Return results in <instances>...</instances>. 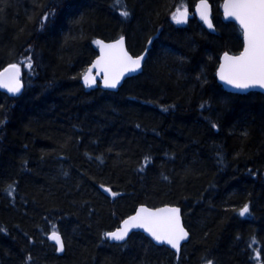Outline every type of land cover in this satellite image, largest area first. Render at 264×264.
<instances>
[{
  "label": "trees",
  "instance_id": "obj_1",
  "mask_svg": "<svg viewBox=\"0 0 264 264\" xmlns=\"http://www.w3.org/2000/svg\"><path fill=\"white\" fill-rule=\"evenodd\" d=\"M198 1L0 0V71L24 83L0 91V264H264V96L217 81L243 48L224 0H209L216 35L175 22ZM121 37L149 49L142 74L85 88L97 40ZM141 205L182 208L179 258L141 233L105 239Z\"/></svg>",
  "mask_w": 264,
  "mask_h": 264
},
{
  "label": "snow or ice",
  "instance_id": "obj_2",
  "mask_svg": "<svg viewBox=\"0 0 264 264\" xmlns=\"http://www.w3.org/2000/svg\"><path fill=\"white\" fill-rule=\"evenodd\" d=\"M231 2L234 4L235 11L228 14L235 16L243 27L245 48L239 57L225 56V60L231 62L234 71L232 75L225 76L222 70L220 78L237 89H248L256 84L264 87V0H231ZM186 13L187 10L180 16L173 15V19L177 24L185 23L187 18ZM120 14L125 18L129 16L127 10H122ZM201 18L208 24L209 28L212 27L211 22L206 16L202 15ZM44 19H47V14ZM117 44L122 45L123 39L121 38ZM109 47L115 48L117 45ZM141 60H143V56L133 59L122 48L115 57V62L121 64L123 69L132 72L139 69ZM28 61L27 67L31 68V57H28ZM113 62V60L105 62L104 70L106 75L104 84L108 88H115L119 83L120 75L123 74V71H121L120 75H116L109 80L107 70ZM100 63V61H97V64ZM11 69L16 73L19 71L18 66L15 64L11 65ZM84 82L89 87L95 83L94 80L89 82L88 74L84 75ZM0 86L8 87V91L13 93L20 91L18 80L15 82V86L4 85L2 82H0ZM141 213H146V215L138 214L132 217L131 221H125V224L130 225V227L144 228L157 242L167 243L179 251L180 241L186 239L188 235L179 224V209H159L153 213L142 208ZM160 213H167V215L162 217L159 215ZM248 213L249 208L245 205L240 210L239 215L245 216ZM128 231L129 227H124L115 232L105 233V236L116 241H124L128 235ZM49 239L55 241L60 251L64 250V244L58 232H52ZM208 264H212V262L209 261Z\"/></svg>",
  "mask_w": 264,
  "mask_h": 264
},
{
  "label": "water",
  "instance_id": "obj_3",
  "mask_svg": "<svg viewBox=\"0 0 264 264\" xmlns=\"http://www.w3.org/2000/svg\"><path fill=\"white\" fill-rule=\"evenodd\" d=\"M221 11H222L223 18L226 22H233L242 30V32H243V48H242L241 52L238 54L225 52L221 56L220 64H219V67L217 69V81H218V83L221 84L226 91H228L230 93H234V94L245 95V94H248L250 92H258V93L264 94V87H260L258 84L254 85L248 89H237V88L233 87L232 85L226 83L225 80H221L220 74H221L222 70H223V73L225 76L232 75L233 71H234V69L231 66V62L226 61L225 56L227 55L228 57H239L244 52V48H245V38H244L243 27L241 26L240 22L235 18V16L228 14L230 12L235 11L234 4L231 2V0H224L223 1L222 5H221ZM184 13H185V10H181L177 14V16H180L181 14H184ZM186 15H187L186 22L181 23L179 25L183 26V25L187 24L189 22V20L193 16H195V18L200 23L203 24V26L205 27V29L208 32H210L214 35L217 34V31H216V28H215V25L213 22V5L209 0H199L194 7V12L191 13L190 11H187ZM202 15L206 16L208 18V20L211 22V24H212L211 28H209L208 24L205 23V21L201 18ZM121 38L123 39V44L118 45L117 42L120 41ZM121 38L113 40V41H106L103 39L97 40L98 56L94 59V61L91 63V65L88 67V69L85 73V74H88L89 82L94 80L95 83L92 84L90 87L86 86L85 82H84V76H83L82 84L85 88L90 89V90H94L97 86H100L103 90L110 91V92H118L126 80L142 74L146 60H147L149 49L147 48L140 55H134L129 50V46H128L126 37H121ZM112 45H117V47H115V48L109 47ZM121 48L123 49L124 52H127V54L129 56H131L133 59L143 56V60H141L139 69H137L134 72L128 71L126 69H123V66L121 64H119L118 62H115V57L117 56V54L119 53ZM108 60L114 61L111 64V66L108 67V70H107V76H108L109 80H111L116 75H120L121 71H123V74L120 75L119 83L117 84V86L115 88L105 87V84H104V79H105V75H106L104 68H105V62ZM97 61H100L101 63L97 64ZM18 69H19V71H18V73H16L11 69V65H9L6 68H4L3 70H1L0 71V82H2L4 85L15 86V82L18 80L20 91L18 93H13V92L8 91V87H5V86H0V91L4 92L10 96H17L23 92L24 84H23V80H22V72H21L19 67H18ZM107 194L111 195V191L107 190ZM142 208L147 209L149 212H153V213L157 212V210H159V209H172V208H178L179 209V214H178L179 215V224L184 229V231L187 232V234H188L186 239L180 241L179 251H177V249L172 248L171 245H169L167 243L157 242L152 237V235L148 231H146L144 228L130 227V225L125 224V221H131V218L134 216H137L138 214L146 215V213H141ZM159 215L163 217V216H166L167 213H160ZM246 215L247 214H245V216H243V217H246ZM124 227H129L128 235L124 241H116V240H113V239L106 237L107 240L112 244H123L130 238V236L132 234L141 233L144 236L148 237L155 245L165 246L168 249H170L171 251H173L177 255V258L180 257L183 245H185L190 240V233L186 229L185 224H184V219H183V215H182V208L180 206H177V205H164V206H159V207H148L146 205H141L134 211V213L125 217L116 229L109 231V232H115V231H117L121 228H124ZM55 232H57V231H55ZM51 234H52V232L48 235V240L51 242V244H53L56 247L58 255H63L65 252V244H64V239H63L61 233L58 232V234L60 235V237L63 241V244H64V250L63 251L59 250V246L55 243L54 240L49 239V236Z\"/></svg>",
  "mask_w": 264,
  "mask_h": 264
},
{
  "label": "bare ground",
  "instance_id": "obj_4",
  "mask_svg": "<svg viewBox=\"0 0 264 264\" xmlns=\"http://www.w3.org/2000/svg\"><path fill=\"white\" fill-rule=\"evenodd\" d=\"M194 7H195V6H194ZM182 9H185V8H182ZM182 9H181V10H182ZM188 10H189L191 13L194 12V8H193V11H191L190 9H188ZM242 217H243V216H242ZM52 232H54V231H52ZM58 232H59V231H58ZM50 233H51V232H50ZM50 233H49V234H50ZM59 233H60V232H59ZM106 233H107V232H106ZM49 234H48V235H49ZM104 237H105V239L107 240L105 234H104ZM47 240H48V237H47ZM107 241H108V240H107ZM48 242L51 244V242H50L49 240H48ZM153 244H154V243H153ZM52 245H53V244H52ZM53 246H54V245H53ZM156 246H157V245H156ZM54 247H55V246H54ZM160 247H162V246H160ZM164 247H165V246H164ZM55 248H56V247H55ZM166 248H167V247H166ZM56 250H57V249H56ZM57 253H58V252H57Z\"/></svg>",
  "mask_w": 264,
  "mask_h": 264
},
{
  "label": "flooded vegetation",
  "instance_id": "obj_5",
  "mask_svg": "<svg viewBox=\"0 0 264 264\" xmlns=\"http://www.w3.org/2000/svg\"><path fill=\"white\" fill-rule=\"evenodd\" d=\"M221 5H222V4H221ZM221 5H220V9H221ZM221 12H222V11H221ZM192 18H193V17H192ZM192 18H191V19H192ZM191 19H190V20H191ZM223 19H224V18H223ZM190 20H189V21H190ZM213 22H214V21H213ZM228 23H233V22H228ZM233 24H235V23H233ZM235 25H236V24H235ZM215 28H216V27H215ZM240 30H241V29H240ZM242 36H243V33H242ZM242 38H243V37H242ZM241 50H242V49H241ZM240 52H241V51H239L238 53H240ZM238 53H233V54H238ZM262 95L264 96V94H262Z\"/></svg>",
  "mask_w": 264,
  "mask_h": 264
},
{
  "label": "rangeland",
  "instance_id": "obj_6",
  "mask_svg": "<svg viewBox=\"0 0 264 264\" xmlns=\"http://www.w3.org/2000/svg\"><path fill=\"white\" fill-rule=\"evenodd\" d=\"M185 10H187V8H185ZM21 69V71H22V68H20Z\"/></svg>",
  "mask_w": 264,
  "mask_h": 264
}]
</instances>
